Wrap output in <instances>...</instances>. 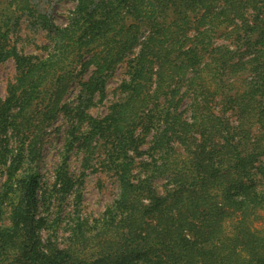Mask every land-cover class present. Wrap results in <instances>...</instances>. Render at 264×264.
Here are the masks:
<instances>
[{
	"label": "trees",
	"instance_id": "obj_1",
	"mask_svg": "<svg viewBox=\"0 0 264 264\" xmlns=\"http://www.w3.org/2000/svg\"><path fill=\"white\" fill-rule=\"evenodd\" d=\"M76 1L62 27L35 15L52 46L46 57L17 56L6 22L0 32V64L14 58L18 70L0 103V166L10 123L22 136L28 110L40 105L53 118L87 70L79 98L101 91L138 50L125 98L71 143L85 148L88 165L93 141L113 136L122 149L118 195L99 227L79 226L68 248L45 243L39 173L21 137L5 169L15 201L10 226L0 225V264H264V233L254 227L264 212V0ZM0 3L2 12L33 14L31 0ZM141 155L150 159L136 163Z\"/></svg>",
	"mask_w": 264,
	"mask_h": 264
},
{
	"label": "rangeland",
	"instance_id": "obj_2",
	"mask_svg": "<svg viewBox=\"0 0 264 264\" xmlns=\"http://www.w3.org/2000/svg\"><path fill=\"white\" fill-rule=\"evenodd\" d=\"M76 3V0H31L32 15L13 14L12 10L2 12L3 6L0 5V32L6 30L5 22L9 28L7 48L19 57H46L52 46L35 15L46 14L54 24L62 27L68 23ZM137 51L110 73L101 91L87 96L83 90L79 98L81 82L87 81L91 75V70H87L71 84L64 96L62 109L53 118L45 117L44 105L34 106L27 112L28 132L18 136L16 131H12L11 123L3 131L1 138L5 141L8 154L5 164L0 166V225L10 226L11 205L15 200L6 192L10 181L5 169L19 148L20 138L24 136L27 140L25 160L31 162L27 163L29 167L39 173L36 218L41 222V239L58 248H68L79 226L90 230L99 227L103 215L118 195L116 166L122 159V149L116 145L112 135L104 133L97 143L96 139L93 141V146L96 145L94 153L86 165L85 148L78 144L72 146L71 143L80 138V132L90 130V119L105 120L113 107L125 98L130 61ZM17 76L14 58L0 64L1 104L10 98ZM20 102L12 105L9 116L17 114ZM150 139L151 136H148L147 141ZM148 147L145 144L139 150L145 152ZM141 156L136 157V163L150 159L148 155ZM262 161L264 163V158ZM139 171L138 168L135 173ZM164 186L165 181L157 182L159 192ZM258 215L260 219L254 227L264 233V212L260 211Z\"/></svg>",
	"mask_w": 264,
	"mask_h": 264
}]
</instances>
